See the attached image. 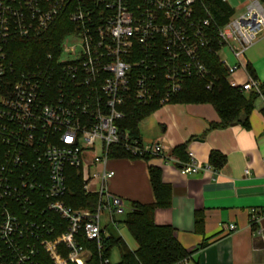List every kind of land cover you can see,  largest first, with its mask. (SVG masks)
Here are the masks:
<instances>
[{
  "label": "built area",
  "instance_id": "obj_1",
  "mask_svg": "<svg viewBox=\"0 0 264 264\" xmlns=\"http://www.w3.org/2000/svg\"><path fill=\"white\" fill-rule=\"evenodd\" d=\"M60 19L68 24L61 43L17 65L13 43L44 37ZM262 36L260 0H248L224 26L203 0H0V264H89L87 244L111 264L102 219L115 225L126 207L107 189L110 150L121 146L139 159L164 153L161 143L122 132L129 105L162 108L191 80L211 91L210 55L232 88L255 91L264 104L246 61ZM240 71L242 84L232 79ZM188 157L181 175L213 171ZM71 169L98 195L94 210L65 204ZM261 216L253 210L252 225Z\"/></svg>",
  "mask_w": 264,
  "mask_h": 264
},
{
  "label": "crops",
  "instance_id": "obj_2",
  "mask_svg": "<svg viewBox=\"0 0 264 264\" xmlns=\"http://www.w3.org/2000/svg\"><path fill=\"white\" fill-rule=\"evenodd\" d=\"M233 1L241 13L248 2ZM246 61L255 77L264 82V36L247 51ZM232 79L242 84L247 75L240 71ZM263 108L259 99L247 129L239 124L213 130L210 126L221 120L210 104H169L158 109L140 123L139 133L143 143H161L163 155L148 160H110L108 168L115 176L108 182L109 193L124 200L126 213L133 202L155 203L149 168H158L162 181L172 189V203L170 208L156 212L155 223L175 229L179 243L191 252L188 264H264ZM182 146L184 155L175 152ZM213 152L226 158L219 170L180 174L179 167L188 163V153L206 167ZM246 170L250 174L246 175ZM253 210L262 213L255 225L250 221ZM105 217L103 226L110 236L111 223ZM120 217L114 216L116 231H112L134 250L120 233L118 225L125 219ZM231 224L237 227L235 232L228 231Z\"/></svg>",
  "mask_w": 264,
  "mask_h": 264
},
{
  "label": "trees",
  "instance_id": "obj_3",
  "mask_svg": "<svg viewBox=\"0 0 264 264\" xmlns=\"http://www.w3.org/2000/svg\"><path fill=\"white\" fill-rule=\"evenodd\" d=\"M260 1L264 4V0ZM203 2L213 12L218 26H224L234 15L231 6L221 0H203ZM67 31V22L60 19L42 38L15 41L11 57L17 65L41 58L61 43ZM209 58V68L216 75L213 89L207 91L203 83L191 80L187 82L183 92L172 99L171 104L212 105L221 121L219 124H212L210 130L224 129L239 124L246 129L249 128V118L256 108L257 101L261 99L260 95L255 91L245 92L232 88L229 84V75L219 64L218 58L212 55ZM248 71L254 79L258 80L250 66H248ZM260 92L264 95V82H260ZM158 109H160L158 102L148 107H140L136 103H131L125 119L120 122L122 132H129L133 139L141 141L140 123ZM262 112L264 113V108ZM175 152L184 155L185 146L179 147ZM148 158L144 159L148 160ZM115 159L139 160V158L131 157L121 146H115L110 150V160ZM188 161L189 158H186V162ZM225 162L226 158L223 155L211 153L209 165L213 170H219ZM149 177L155 203L149 205L131 203V210L126 213L123 221L135 242V249L131 250L120 236L108 229L110 236L105 239L103 258L110 259L114 248L120 252L121 261L118 264H182L191 256V252L179 243L174 228L159 226L155 223L156 212L171 207L172 189L162 181L161 171L158 168L150 167ZM84 185L82 174L78 170L68 171L69 191L64 202L73 209L94 210L99 197L97 194H87L84 191ZM87 246L93 251L89 264H101V258L95 252L94 246L92 244H87Z\"/></svg>",
  "mask_w": 264,
  "mask_h": 264
},
{
  "label": "rangeland",
  "instance_id": "obj_4",
  "mask_svg": "<svg viewBox=\"0 0 264 264\" xmlns=\"http://www.w3.org/2000/svg\"><path fill=\"white\" fill-rule=\"evenodd\" d=\"M229 3H230L231 8L234 9V16L235 17L239 16L241 14V10L237 11L238 5H235L233 0H231ZM229 61H230V58H229ZM126 211H127V207H126ZM123 216L125 217V214L122 215V218H123ZM102 221H103V224L106 225V223H105L106 222V217L105 216H103ZM118 226H119V230H120V233H121L122 237L125 239V241L128 243V245L131 246V247H136L135 242H134L133 238L131 237V235L129 234V232L126 229V227L123 226L122 223H119ZM108 228H109V230H113L114 228H116V226L114 224H109ZM119 261H120L119 251H118V249H114L113 252H112V255H111L110 263L111 264H117Z\"/></svg>",
  "mask_w": 264,
  "mask_h": 264
}]
</instances>
